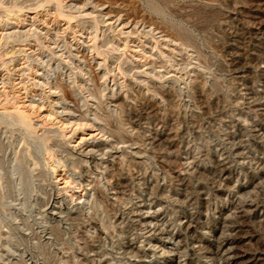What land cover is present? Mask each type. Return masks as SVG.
<instances>
[{"label":"rangeland","instance_id":"374dc122","mask_svg":"<svg viewBox=\"0 0 264 264\" xmlns=\"http://www.w3.org/2000/svg\"><path fill=\"white\" fill-rule=\"evenodd\" d=\"M0 34V264H264V0H0Z\"/></svg>","mask_w":264,"mask_h":264},{"label":"bare ground","instance_id":"6f19581e","mask_svg":"<svg viewBox=\"0 0 264 264\" xmlns=\"http://www.w3.org/2000/svg\"><path fill=\"white\" fill-rule=\"evenodd\" d=\"M21 17H22V15H20V17H16L15 18L16 21H19ZM22 22H23V20H22ZM29 31L30 30H28L26 32H21L20 34L26 35V33H28ZM0 36H1V34H0ZM118 39H120V37H118ZM124 50L129 51L127 44L124 45ZM131 52L133 53V55H132L133 61H135V63H136L135 68L139 70L140 69L139 65H140L141 59H143V57L136 55L137 52L134 50H132ZM37 78H40V74L38 75V72L36 71L35 72V78H33V80H35ZM37 84L42 85V83L39 81H37ZM0 85H1L0 93H1V90H3L2 92L5 94L6 93L5 85L3 83H0ZM15 87H18V89H17L18 93L24 92L23 94H20V98L16 97L13 105L11 106L13 113L18 118V121L21 124L26 125V126L32 128L34 130H37L39 128L36 127V125L33 123V119H34L33 117H35L37 119H41L42 123L49 122L52 125H58V130L62 131V132L66 131L67 128L69 127V125L72 124V123H69L68 121H63V118H62L63 112L58 114L54 110L53 111L50 110L49 114H43V116L41 114V112H43V110H45V106H46L45 101H47V100L51 101V102H49L50 106H53V107L57 106V105H55L56 104L55 101L51 100V97H55V98L59 97L56 94L55 89L48 87L49 96L45 97V96L36 94L34 91L35 89H33V87L30 90H28L27 88L24 87V85H21V83L16 84L14 86V88ZM29 92H30V94L31 93H35V94L29 96ZM37 98H38V100H37ZM4 109L8 110V108H4ZM72 128H74V129H72L71 131L73 132V134L76 135L78 131H82L83 128H89V127H88V124H86V123H74L72 125ZM64 136L66 137V135H64ZM94 136L95 135L92 136V134H91V137H94ZM71 152L79 158L88 159L93 154L92 153L93 152V146L91 145V143H89L87 140H85V137H80V142H79L78 147L72 149ZM62 167H64V166L62 165L60 160H58L57 164L51 165V169H52V172L54 174H57L59 172L58 168L60 169ZM59 178H60V181H62L63 184L65 185V187L61 190V193H63L64 191L66 192L68 189L67 186H71V182L69 181V178H66L65 176L60 175ZM62 200H63V197L59 193L54 198L49 210L51 212L56 211L58 204Z\"/></svg>","mask_w":264,"mask_h":264}]
</instances>
